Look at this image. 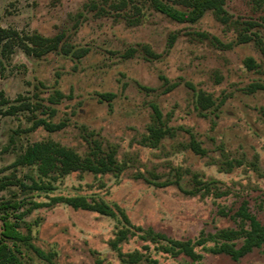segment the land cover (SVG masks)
<instances>
[{
  "label": "rangeland",
  "instance_id": "rangeland-1",
  "mask_svg": "<svg viewBox=\"0 0 264 264\" xmlns=\"http://www.w3.org/2000/svg\"><path fill=\"white\" fill-rule=\"evenodd\" d=\"M226 9L225 20L208 10L196 22H179L146 0H0V27L61 36L59 49L41 57L18 45L0 54L7 99L0 97V202L21 201L23 211L52 195L95 196L123 207L133 224L180 240L248 227L236 214L244 200L264 223V0H228ZM243 33L251 40L241 42ZM248 56L259 66L248 67ZM200 90L212 95V106L199 104ZM26 101L37 106L21 109ZM155 105L175 135L152 147L144 138L157 119ZM40 117L64 125L34 126ZM192 137L205 153L191 148ZM43 140L82 156L115 150L125 170H79L49 193L31 192L21 180L37 177L35 168L14 161ZM197 179L217 183L206 192ZM21 224L52 253L51 261L32 255L30 264H264V244L239 259L196 244L198 260L162 250L146 233H127L113 247L118 217L61 202L32 209ZM242 242L240 236L236 246Z\"/></svg>",
  "mask_w": 264,
  "mask_h": 264
},
{
  "label": "trees",
  "instance_id": "trees-1",
  "mask_svg": "<svg viewBox=\"0 0 264 264\" xmlns=\"http://www.w3.org/2000/svg\"><path fill=\"white\" fill-rule=\"evenodd\" d=\"M146 1H149L158 11L179 22H196L208 10H212L221 19H227L226 3L228 0ZM126 4L127 0H120V6H125ZM178 6H183V8ZM60 38V35L50 37L40 32L20 34L16 29L0 27V54L3 57L6 52H10L14 46L18 45L27 53L41 57L49 52L58 50L60 47ZM251 38L250 35L243 33L241 42H248ZM262 42L264 41L262 40ZM262 42L261 49L264 53V43ZM86 52L87 50L82 48L78 51L76 50L74 54L77 57H81ZM2 57H0V67H4ZM245 64L250 68L259 66L253 56H248L245 59ZM112 95L111 92L102 93V96L108 98ZM0 97L2 102H7V99L4 97V91L2 90H0ZM197 101L203 108H208L215 103L210 93L201 90L198 92ZM19 106L24 110H33V107L37 105L33 106L31 102L26 101V103L23 102ZM12 107L13 109L9 110L8 113L15 111L16 106L13 105ZM154 108L157 113V119H155V123L149 126V134L144 138V142L147 146L157 147L162 139L174 136L175 133L169 126L164 124L160 108L156 105ZM40 124L51 131L58 130L64 125L62 122H54L42 117L33 121L34 126ZM191 148L196 153H205V149L201 146L200 141L194 137L191 139ZM14 164L34 167L37 177L30 176V183L21 180V185L31 192L45 191L46 193L53 191L56 188V183L75 171H89L95 174L115 173L118 175L125 170V167L117 162L115 150L102 154L101 148L97 147L90 154L82 156L75 149L52 140L35 141L28 144L14 161ZM147 181L157 186L168 185V182H155L151 179H147ZM196 181L199 184L198 189H205L206 192L210 190L212 184L217 183L215 179L207 181L197 179ZM1 186L3 188L5 183L1 184ZM49 198L47 201H36L33 206L23 211H21V201L0 202V209L3 210L1 212L2 224L0 227V264H30L29 258L32 255L49 261L52 260V253L36 245L30 228H28L27 232L22 230L21 219L32 209L46 205L51 206L60 202L66 203L76 209L92 210L111 217H118L122 221V226L117 230L119 236L112 241L113 247H117L119 242L127 237V233H146L151 237L153 242L159 243L158 246L162 250L173 254L183 252L193 257L194 260H198L202 257V254L196 251V244H204V248L213 252H226L235 259H239L254 247H260L264 244V223H261L254 214L249 212L247 208L248 202L246 200L242 202L236 214L248 222V227L243 224L239 229L231 227L220 228L216 232L209 233L206 236L202 235L193 241L191 239L180 240L172 238L162 232L155 231L152 227L144 228L141 225H135L131 222L130 217L123 207L119 205L114 206L103 198L95 196H91L90 198L85 194L52 195ZM147 235H143L142 238L146 239ZM240 236H243V242L237 247L236 239ZM207 241H213L214 243L210 247H207L205 244ZM140 258V256H136L132 261H137Z\"/></svg>",
  "mask_w": 264,
  "mask_h": 264
}]
</instances>
